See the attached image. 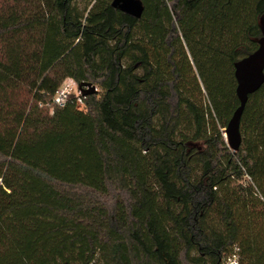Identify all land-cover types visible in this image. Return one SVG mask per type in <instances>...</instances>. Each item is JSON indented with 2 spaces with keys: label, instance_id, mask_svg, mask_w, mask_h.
I'll return each instance as SVG.
<instances>
[{
  "label": "trees",
  "instance_id": "trees-1",
  "mask_svg": "<svg viewBox=\"0 0 264 264\" xmlns=\"http://www.w3.org/2000/svg\"><path fill=\"white\" fill-rule=\"evenodd\" d=\"M135 1L0 0V264H264V0Z\"/></svg>",
  "mask_w": 264,
  "mask_h": 264
},
{
  "label": "water",
  "instance_id": "water-1",
  "mask_svg": "<svg viewBox=\"0 0 264 264\" xmlns=\"http://www.w3.org/2000/svg\"><path fill=\"white\" fill-rule=\"evenodd\" d=\"M120 1H123V3ZM117 2L122 4L121 9L126 12L136 17L141 16L142 6L140 2L135 0H117ZM261 26L264 34V24L262 23ZM235 75L238 83L237 95L240 103L233 113L224 134L234 152L239 149L241 144L240 120L249 95L256 92L264 83V36L260 41V47L237 63ZM86 86L90 87L92 91H96V88L91 84H86ZM83 92L87 94L89 91L83 90Z\"/></svg>",
  "mask_w": 264,
  "mask_h": 264
},
{
  "label": "built area",
  "instance_id": "built-area-1",
  "mask_svg": "<svg viewBox=\"0 0 264 264\" xmlns=\"http://www.w3.org/2000/svg\"><path fill=\"white\" fill-rule=\"evenodd\" d=\"M74 90L77 91V95H73ZM83 94L84 92L79 87V85L73 79H68L56 92L53 98V104L58 106H64L67 101L73 97H77L78 102L81 103V97ZM226 264H238L237 257L233 256L229 258L228 263Z\"/></svg>",
  "mask_w": 264,
  "mask_h": 264
},
{
  "label": "rangeland",
  "instance_id": "rangeland-1",
  "mask_svg": "<svg viewBox=\"0 0 264 264\" xmlns=\"http://www.w3.org/2000/svg\"><path fill=\"white\" fill-rule=\"evenodd\" d=\"M73 95H77V91L76 90H74ZM224 134H225V132H224Z\"/></svg>",
  "mask_w": 264,
  "mask_h": 264
}]
</instances>
